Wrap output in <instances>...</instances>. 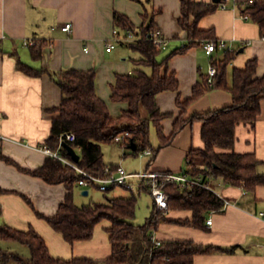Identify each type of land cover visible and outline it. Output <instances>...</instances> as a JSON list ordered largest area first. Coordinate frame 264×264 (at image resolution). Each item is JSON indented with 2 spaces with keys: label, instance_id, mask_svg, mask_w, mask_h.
I'll use <instances>...</instances> for the list:
<instances>
[{
  "label": "crops",
  "instance_id": "0c3cea01",
  "mask_svg": "<svg viewBox=\"0 0 264 264\" xmlns=\"http://www.w3.org/2000/svg\"><path fill=\"white\" fill-rule=\"evenodd\" d=\"M151 1L153 8L159 10L155 17L157 26L172 37L164 49L166 54L159 55L163 60L189 42L179 23L181 1ZM197 1L214 3L213 0ZM245 2L247 0H230L228 8L219 6L203 17L199 26L213 28L217 38L227 40L233 50H238L230 69L243 68L250 59L257 58V74L261 76L264 75V38L259 25L244 17L242 4ZM115 11L128 16L136 26L142 23L144 8L136 0H0V132L7 136L0 144V225L7 224L23 231L34 228L46 240L51 254L58 258L103 259L110 256L112 244L107 228L111 223L109 221L105 230L97 225L91 239L70 243L40 215H54L68 192L65 183L52 184L26 171L41 166L48 156L39 146L51 134L52 117L58 115L54 110L62 101V89L47 71L32 76L18 69L17 62L22 60L50 71L95 68L97 94L106 101L113 116L120 115L128 105L111 99V86L117 74L133 72V60L141 55L123 43L107 50L115 29ZM66 22H72L71 32L61 28ZM28 38L46 42L40 59H34L30 47L24 46ZM210 63L211 57L201 44L187 47L186 51L176 52L170 58V70L175 72L180 87L178 91L168 90L157 95L162 112L173 114L162 121L166 135L172 132L180 113L177 98L192 96L194 86L202 73H208ZM232 102L231 92L215 88L194 101L187 116L222 108ZM261 106L254 128L245 122L237 125L234 150L255 153L264 161V98ZM202 124L201 120H196L186 125L172 144L159 151L150 168L180 172L189 151L205 145ZM125 153V157L128 156L126 149ZM105 161L116 163L112 159L105 158ZM212 183H216L214 188L223 197L236 203L211 212L208 218L212 217L213 221L212 224L206 221V229L166 223L155 232L157 238L236 246L233 252L198 253L194 256V264H264V217L260 215L264 211V185L254 192L244 193L243 187L224 184L219 179H213ZM84 190H88V194H84ZM81 193L89 195L90 189L83 188ZM168 216L187 218L192 212L171 210ZM30 257V247L26 243L3 238L0 231V264L26 263Z\"/></svg>",
  "mask_w": 264,
  "mask_h": 264
},
{
  "label": "trees",
  "instance_id": "16d2710c",
  "mask_svg": "<svg viewBox=\"0 0 264 264\" xmlns=\"http://www.w3.org/2000/svg\"><path fill=\"white\" fill-rule=\"evenodd\" d=\"M136 1L144 8L143 20L139 26L125 14L117 11L114 13V27L121 35L131 30L135 35L144 36L157 26L155 17L159 10L153 8L152 1ZM180 1L179 23L187 34L188 45L176 49L160 60L159 55L165 48L152 41L126 43L141 56L133 60V72L117 74L116 81L111 86V99L128 105L118 116L111 114L106 101L97 94L95 68L50 71L18 60L17 68L21 71L32 76H39L47 71L62 89V101L54 110L58 115L52 117L51 134L43 145L57 149L61 135L73 132L75 139L65 142L80 153V160L76 164L91 173L103 175L107 166H110L112 171H116L120 166L118 162H106L103 149L104 144L112 143L120 136L119 142L123 147L129 148L132 142L137 143V149L131 150L132 154L139 155L149 148L152 149L146 167L150 168L159 151L172 144L176 135L186 125L201 120V134L205 145L189 151L185 166L180 172L190 177L219 179L224 184L241 186L248 192H254L258 186L264 185V170L261 169L264 161L258 159L255 153L237 152L234 146L237 125L245 122L254 128L262 111L264 75L257 74V58L250 59L243 68L230 69L238 50H217L211 58L218 70L213 84L209 83L208 73H202L194 86L192 96L177 98L180 113L175 119L172 132L169 135L164 133L162 121L173 114L162 112L157 103V95L168 90L178 91L180 87L175 72L170 70V58L176 52L186 51L187 47L201 44L202 40L217 39L213 28L203 29L199 23L203 17L219 8V3ZM242 5L243 13L248 14L250 19L259 25L260 35L264 38V0L245 2ZM45 45V41L36 40V44L30 47L34 59L43 56ZM215 88L231 92L232 104L187 116L190 105ZM152 127L156 128L160 139L157 148L153 147L151 142ZM60 153L72 159L64 143ZM6 159L12 162L11 159ZM26 171L49 183H65L67 186L68 192L57 212L52 216L40 214L54 229L61 232L67 241L74 243L91 239L99 222L107 219L111 223L107 231L112 253L103 259L58 258L51 254L46 240L34 228L23 231L1 224L3 238L15 239L30 247V260L26 263L21 261L20 264H194V256L198 253L236 250V246L205 245L191 239H160V245H155L152 240V234L166 223L206 229L208 215L212 211L222 210L224 205V198L213 188L196 186L191 190H182L177 183H170L166 187L171 194L168 210L157 208L154 201L147 222L135 224L133 219L137 215L138 196L134 193L125 197H110L107 201L78 205L75 202V189L80 186L82 175L74 167L48 155L41 166ZM141 189H144V186H140L139 191ZM171 210H189L192 216L171 218L168 216Z\"/></svg>",
  "mask_w": 264,
  "mask_h": 264
},
{
  "label": "built area",
  "instance_id": "2783aa9c",
  "mask_svg": "<svg viewBox=\"0 0 264 264\" xmlns=\"http://www.w3.org/2000/svg\"><path fill=\"white\" fill-rule=\"evenodd\" d=\"M230 0H221L219 5L221 8H228ZM255 0H247V3H254ZM244 5H242L243 8ZM244 17L249 19V15L243 13ZM73 24L72 22L64 23L61 28L64 31L71 32ZM188 39V38H187ZM141 40H150L154 44L167 48L172 41V37L166 35L163 30L156 26L154 29L150 30L144 36L135 35L133 31L129 30L125 35H121L118 29H114L111 38L107 43V50L110 51L116 47L119 43H131ZM189 41V39H188ZM24 46L31 47L36 44V39L28 38L24 40ZM202 47L205 49L206 53L212 58L217 50H233L232 46L228 45V41L223 38L217 39H205L201 42ZM184 45L183 47H186ZM88 49L87 47L85 48ZM218 70L215 64L211 63L208 68V80L210 84H213L215 77L217 76ZM7 139V136L0 132V144ZM75 135L73 132H66L60 137V144L57 149H52L50 146L41 145L39 149L45 152L48 155L54 156L61 159L66 164L74 167L82 175V178L79 181V185L83 188L89 189L91 186L97 185L103 191H108L112 186H124L131 189L134 193L136 190L135 183L133 179L139 180V187L144 186L149 189L154 197L155 204L157 208L161 210H168L169 202L171 198L170 192L166 189L167 185L170 183H177V185L182 190H191L196 186H203L207 188H215L212 186L213 178L204 179L202 176L199 177H190L187 174L181 172H168V171H158L151 168H145L141 171L129 172L126 168L120 164L119 168L116 171H112L110 166L105 168L104 174H94L87 170L79 167L73 159L67 158L60 153V148L63 146V143L67 140H74ZM121 137L118 136L116 141H120ZM141 155H152V149H147L140 153ZM220 196V192L216 191ZM247 190L244 189V193ZM223 197V196H222ZM224 198V205L222 210L227 208L230 205L235 204V201ZM2 205L0 203V209ZM214 212V211H212ZM264 217V211L260 213ZM212 217L207 219L208 224H212ZM152 240L155 245H160L161 240L157 238L155 232L152 234Z\"/></svg>",
  "mask_w": 264,
  "mask_h": 264
},
{
  "label": "rangeland",
  "instance_id": "374dc122",
  "mask_svg": "<svg viewBox=\"0 0 264 264\" xmlns=\"http://www.w3.org/2000/svg\"><path fill=\"white\" fill-rule=\"evenodd\" d=\"M161 55L166 54V50H163L161 52ZM145 114H147L146 111H144ZM151 142L153 144V147H156L159 144V138L156 133V129L154 127L151 128ZM104 159H112L116 162L122 161L123 166L128 170L129 172H136L141 171L146 168V164L149 161V156L147 155H134L131 153L130 148L123 147L119 141H114L112 143L104 144ZM128 151V156H124V150ZM262 169L264 168L261 167ZM135 183L136 190L135 193L124 186H116L113 189H110L108 191H103L100 189L97 185L91 186L90 194L89 195H83L81 191L83 188L81 186H77L75 189V202L78 205H85L89 204L92 201H107L110 197H120V196H130L132 193L136 194L138 196V204H137V215L133 219V222L135 224H144L147 222L148 218L151 215L153 203H154V197L151 193V191L144 187V189H141L139 191V180L133 179L132 180ZM213 187L216 186V183L212 184ZM109 223V220L104 219L101 222H99L98 226L102 230H105L107 224ZM102 226V227H101ZM28 248V247H27Z\"/></svg>",
  "mask_w": 264,
  "mask_h": 264
},
{
  "label": "water",
  "instance_id": "95a60500",
  "mask_svg": "<svg viewBox=\"0 0 264 264\" xmlns=\"http://www.w3.org/2000/svg\"><path fill=\"white\" fill-rule=\"evenodd\" d=\"M215 3H219L221 0H213ZM65 147L68 150V153L71 155L72 159L75 162H78L80 160V153L69 143L64 142ZM129 148H131L132 150H136L137 149V143L136 142H132L129 146ZM84 194H88V190H84L83 191ZM0 216H1V212H0Z\"/></svg>",
  "mask_w": 264,
  "mask_h": 264
}]
</instances>
